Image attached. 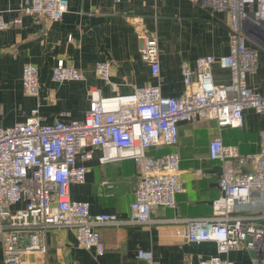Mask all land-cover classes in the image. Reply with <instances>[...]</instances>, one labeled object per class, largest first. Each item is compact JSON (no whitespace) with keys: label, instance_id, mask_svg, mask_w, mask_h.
I'll use <instances>...</instances> for the list:
<instances>
[{"label":"built area","instance_id":"1","mask_svg":"<svg viewBox=\"0 0 264 264\" xmlns=\"http://www.w3.org/2000/svg\"><path fill=\"white\" fill-rule=\"evenodd\" d=\"M117 2L119 0H116ZM194 7L227 16L228 54L218 59L197 58L194 66H180L183 93L164 97L159 86L134 87L118 94L110 81L109 60L97 62L94 75L109 86L111 96L98 89L88 92V109L79 121L43 123L36 108L20 123L0 127V248L3 264H26L27 254H45V239L52 229L74 233L77 244L97 257L104 245L101 227L145 226L154 221L157 208H176L181 185L178 125L213 121L218 129L241 128L243 113L251 109L264 117V95L247 80L258 69L264 54V0H192ZM68 10L67 0H23L19 12L58 22ZM17 17L6 21L0 12V32L20 24ZM134 32L143 42L140 60L150 75L159 77L160 62L156 36L146 31L143 20H134ZM218 63L230 72L226 85L212 81L211 68ZM52 80L78 82L81 72L59 60ZM21 88L28 97L38 95V71L26 64L21 71ZM89 148L83 152V150ZM153 148L168 152L149 155ZM101 152L100 165L132 160L139 177L128 216L91 214L89 203L67 198L68 187L82 184L88 169L77 162L88 161L92 150ZM83 152V153H82ZM208 159L221 173L219 196L212 200V215L206 218H172L165 223L180 224L177 231L188 243H213L216 255L198 264H233L225 255L232 251L253 252L252 264H264V131L260 151L240 154L238 148L214 137L208 145ZM250 166L253 173L242 172ZM202 176L201 170L196 171ZM136 258L158 264L150 251L139 250Z\"/></svg>","mask_w":264,"mask_h":264},{"label":"crops","instance_id":"2","mask_svg":"<svg viewBox=\"0 0 264 264\" xmlns=\"http://www.w3.org/2000/svg\"><path fill=\"white\" fill-rule=\"evenodd\" d=\"M22 1L0 0L4 19L19 17L21 21L0 32V127L23 122L34 108L46 124L81 120L88 109L90 89H98L104 97L112 95L109 86L94 75L97 62H111L110 81L118 94L151 85L159 86L162 96L177 98L184 91L182 63L193 67L197 58L218 59L228 54L227 16L194 7L192 0H67L68 10L58 22L21 14ZM136 18L142 19L146 31L156 36L158 78L152 77L148 65L140 60L143 42L134 32ZM59 60L81 72L84 79L63 83L52 80V68ZM26 64L38 71L39 91L34 97L26 96L21 88V71ZM211 74L215 84L230 82L229 70L218 63L212 65ZM247 83L264 95V54ZM263 131L264 117L251 109L244 111L241 128L218 129L213 121L179 124L183 191L176 195L175 209H155L150 225L97 229L105 249L101 257L80 248L72 231L49 230L45 254L25 255L26 264H145L136 258L139 250L150 251L158 264H198L216 255L215 244L188 243L177 235L182 225L163 221L212 215L211 202L220 194L219 165L208 159L212 138L220 137L223 144L236 146L242 155L254 154L260 151ZM166 152L167 148H153L148 153L159 156ZM91 154L88 161L78 158L88 172L82 184L68 187L67 198L88 202L91 214L126 218L139 177L137 168L132 160L100 165V150L94 149ZM198 170L202 176L196 175ZM221 257L233 264H252L254 254L232 251Z\"/></svg>","mask_w":264,"mask_h":264},{"label":"water","instance_id":"3","mask_svg":"<svg viewBox=\"0 0 264 264\" xmlns=\"http://www.w3.org/2000/svg\"><path fill=\"white\" fill-rule=\"evenodd\" d=\"M217 169H218V173L220 174V173H221V168H220V166H218ZM241 171H242V172H246V173H250V172L253 173V172H254L253 169H252L250 166L242 167V168H241Z\"/></svg>","mask_w":264,"mask_h":264}]
</instances>
